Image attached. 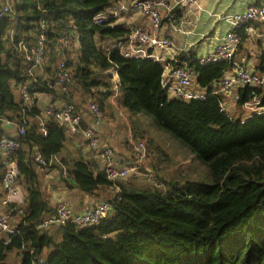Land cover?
<instances>
[{
	"label": "trees",
	"instance_id": "16d2710c",
	"mask_svg": "<svg viewBox=\"0 0 264 264\" xmlns=\"http://www.w3.org/2000/svg\"><path fill=\"white\" fill-rule=\"evenodd\" d=\"M118 2L13 0L15 14L0 20V123L19 122L25 127L16 161L17 184L27 193L22 209L12 203L8 206L16 233L9 243L1 237L0 264H8L12 252L22 257L19 264H264V112L236 117L224 105L229 96L213 94L233 69L232 62L201 64L195 55L181 56L180 63L173 61V66L193 72L196 88L207 93L206 100L184 101L171 98L162 86L164 64L127 58L117 49L109 53L107 45L126 40L131 29L117 25L114 18L98 23L97 17L107 16ZM65 32L72 35V43L63 51L59 39ZM41 34L47 42L43 78L27 71L26 57L19 52L21 42L34 45ZM245 39L243 32L237 50ZM260 48L255 71L264 74V47ZM62 60L73 70L77 93L82 91L86 100L96 102L103 114L104 103L114 93L109 72L118 71V104L129 118L121 115L131 154L128 130L142 140L139 118L151 116L155 126L176 137L206 165L211 183L192 180L189 172L168 177L156 166L153 185L127 179L114 182L83 158L54 162L65 148L66 131L55 118H44L37 101L30 104L22 96L16 100L14 88L30 83V100L36 93H46L74 103V93L65 95L53 87ZM236 93L238 107L258 101L264 108L263 87L245 85ZM36 149L48 164L42 168L60 164L66 170L67 187L92 196L114 187L115 196L100 200L113 205L102 222L84 228L38 229L55 209L40 188L39 165L33 160ZM132 161L133 156L125 164L117 162L125 167ZM0 172L3 177L1 164Z\"/></svg>",
	"mask_w": 264,
	"mask_h": 264
},
{
	"label": "built area",
	"instance_id": "2783aa9c",
	"mask_svg": "<svg viewBox=\"0 0 264 264\" xmlns=\"http://www.w3.org/2000/svg\"><path fill=\"white\" fill-rule=\"evenodd\" d=\"M258 1L259 3L249 5L243 12L221 17V20L226 22L228 26L227 33L215 45L210 55L198 59L201 64L219 61H228L233 64V69L217 84L216 90L213 91L215 95L230 96L238 87L245 85L264 88V74L245 68L235 57L243 32L253 31L251 27L253 23L264 22V0ZM193 2L196 3V0H193ZM180 4L181 2L178 0H119L110 9L107 16H98L97 22L102 23L106 19H116L120 15L125 14H142L147 17L154 32H149L139 26L134 27L131 29L126 40L112 42L107 46V51L110 53L112 50L117 49L127 58H147L164 64L165 71L162 78V86L167 90L171 98H179L184 101L206 100V91L196 88L194 73L185 67L173 66L172 62L176 60L168 58L161 53L171 50L173 43L168 37H160L158 31L162 26L164 17L173 14ZM14 14L13 0H0V20ZM71 43L72 35L69 32H65L59 39V45L63 51L67 50ZM19 52L25 55L27 61L26 69L33 75L34 71L43 65L46 58L47 42L45 35L41 34L34 45L21 42ZM58 69L59 72L56 80L53 82V87L65 95L73 93L75 85L72 68L65 60H62L59 62ZM110 72L115 75L114 95L116 98L119 92L120 79L116 69H111ZM29 86L30 83H26L20 87L21 95L27 103L30 101ZM224 105L226 106L225 103ZM89 110L93 117V123L85 128L83 127L84 116L77 110L73 102L58 99L46 105L43 112L44 118H55L60 127L68 133L83 134L88 148L101 155L102 169L109 180L114 182L122 181L128 179L131 175L141 174L149 157L145 140H136L132 135V131L128 130V142L132 149L133 161L125 167H120L116 161L114 150L103 144L100 131L98 130V126L104 118L102 109L93 101L89 104ZM255 112L263 113L264 108L258 107V111ZM12 123H15L17 126L18 136L9 137L0 135V164L3 167L2 186L4 193L8 197L16 195L18 191L16 152L21 147L20 136L25 133L23 125L19 122ZM41 132L44 135L47 134L43 121H41ZM33 160L41 167L48 165L38 149L34 151ZM64 172L66 173V170ZM151 177H148L149 181H152L153 178ZM108 204L111 203L99 202L83 212H76L67 202L61 201L55 207V213L45 217L38 229L47 230L66 225H74L80 228L98 225L111 211ZM15 233L16 227L11 223L8 214L0 215V241L1 237L4 236L6 243H9L10 237Z\"/></svg>",
	"mask_w": 264,
	"mask_h": 264
},
{
	"label": "crops",
	"instance_id": "0c3cea01",
	"mask_svg": "<svg viewBox=\"0 0 264 264\" xmlns=\"http://www.w3.org/2000/svg\"><path fill=\"white\" fill-rule=\"evenodd\" d=\"M178 1H180L181 4L175 9V14L165 16L162 26L158 31L160 37H168L173 43L171 50L168 52L163 51L161 53L168 58H174L177 63H180L181 56L185 59L195 55L196 59H201L202 57L210 55L215 45L228 31V26L226 22L221 20V17L228 14L243 12L249 5L259 3L258 0H196V3H194L193 0ZM177 15L179 16L177 17ZM116 23L117 25L130 29L139 26L149 32L153 31L148 18L142 14L120 15L116 18ZM251 27L253 28V31H245L246 39L242 43V46L237 50L235 57L245 68L255 71L259 62V54L263 49H261L260 46L262 45L264 47V22L253 23ZM248 43L251 44L250 46L253 49L252 52H255L254 54H243L244 47ZM34 73L38 77L43 78L45 76V69L40 66L34 71ZM109 75L111 76L113 85L116 84L114 80L115 75H113L112 72H109ZM17 90L19 91V101L21 100L22 95L20 88H17ZM236 90L233 95L235 94L237 98ZM73 93V101L76 107H78V111L83 114L86 126L91 125L93 123V117L89 110V104L93 102V100H86V97H81L79 95L80 93H77V89ZM114 94L115 86L114 93L107 100L112 111L116 112L115 119L111 121L104 118L98 126V130L100 131L103 142L113 147L117 161L120 164H125L132 154L126 145L127 131L126 129L122 130L117 121L119 120L118 115L124 112L121 110L117 102L120 94L118 92L116 98ZM97 98L101 99V95L97 94ZM58 99H54L53 96L46 93H36L34 99L30 100V104L37 101V106L44 110L46 105L57 101ZM105 104L106 102L104 103V107ZM0 135L9 137L18 136L17 126L10 121L1 122ZM68 135H71L72 137V145L75 148L76 154L72 153L74 151L68 150L64 155H58L54 162L61 163L62 160L83 158L91 163L96 170L103 168L101 155L88 148L82 133H67V140ZM45 171L52 173L56 171V169L47 168ZM50 189L52 198L51 201H46L52 209H55L59 202L65 201L76 212H83L90 206L99 203L100 200H104L106 197L111 198L115 196L117 192L114 187H109L100 189L96 195L92 196L82 192L77 187L65 186L59 190L55 185H52ZM10 203L15 204L22 209V207L27 205V193L25 188L22 185H19L17 194L8 197L3 191L2 174L0 172V215L8 214V206ZM15 219L18 221L17 218H12V221ZM16 256L19 264L22 257L18 254Z\"/></svg>",
	"mask_w": 264,
	"mask_h": 264
},
{
	"label": "rangeland",
	"instance_id": "374dc122",
	"mask_svg": "<svg viewBox=\"0 0 264 264\" xmlns=\"http://www.w3.org/2000/svg\"><path fill=\"white\" fill-rule=\"evenodd\" d=\"M109 45V44H108ZM107 45V46H108ZM251 44H247L244 47L243 54H254L255 52H252V48L250 46ZM71 48V45L68 49ZM67 49V50H68ZM108 80H110L109 77H107ZM80 92V96L84 97L82 91ZM234 93V92H233ZM233 93L228 97L226 100L227 105V111L231 115H236V117L242 115L244 117L249 116L255 111H258V101L253 102L251 104H247L244 107H238L236 105V96ZM14 95L15 99L18 100L19 98V91L17 88H14ZM118 102V100H117ZM119 105V104H118ZM104 107V105H103ZM104 117L105 119L113 120L115 119V113L112 111L111 107L109 106L108 101L106 100V104L104 107ZM122 114L118 115L119 120V126L122 130H125L126 123L125 118H128V115H126V110H123ZM234 113V114H233ZM122 115V116H121ZM143 115V114H142ZM145 116V115H144ZM140 121V127L144 131L143 139L145 140L146 144H148V151L150 149V152H148V161L145 163L144 168L141 171V174L130 176L127 180L133 181L137 184H143V185H153L156 182L149 181L148 177L155 175V169L153 166H156L160 168V174L162 175H168V177L173 176H180L186 172L191 173V179L205 182V183H211V177L208 173V169L205 164H202L198 161V159L195 157V155L190 151V149L182 144L176 137L171 135L170 133L166 132L165 130L158 128L154 125L153 118L151 116H145L139 118ZM68 132L66 131V134ZM68 150L74 151L73 154H76L75 148L72 145V137L71 135H68V140L65 143V149L62 151V153L59 154V156L64 155L68 152ZM56 171L54 172H46L44 168L41 166L38 167V181L40 184V188L43 192L44 199L47 201H51V189L52 185H55V187L59 190H61L63 187L66 186L65 179L63 176V168L57 164L56 165ZM58 171V172H57ZM149 173V174H148ZM52 229V228H51ZM16 252H12L9 254L7 258L8 264H18Z\"/></svg>",
	"mask_w": 264,
	"mask_h": 264
},
{
	"label": "bare ground",
	"instance_id": "6f19581e",
	"mask_svg": "<svg viewBox=\"0 0 264 264\" xmlns=\"http://www.w3.org/2000/svg\"><path fill=\"white\" fill-rule=\"evenodd\" d=\"M107 203H109V201L107 202ZM108 206L111 208V206H113L112 204H108ZM86 210V209H85ZM107 217V216H106Z\"/></svg>",
	"mask_w": 264,
	"mask_h": 264
}]
</instances>
